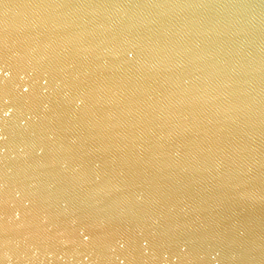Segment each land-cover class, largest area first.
<instances>
[{
	"label": "water",
	"instance_id": "95a60500",
	"mask_svg": "<svg viewBox=\"0 0 264 264\" xmlns=\"http://www.w3.org/2000/svg\"><path fill=\"white\" fill-rule=\"evenodd\" d=\"M0 264H264V0H0Z\"/></svg>",
	"mask_w": 264,
	"mask_h": 264
}]
</instances>
